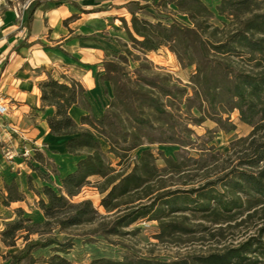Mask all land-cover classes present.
Wrapping results in <instances>:
<instances>
[{"label":"trees","instance_id":"16d2710c","mask_svg":"<svg viewBox=\"0 0 264 264\" xmlns=\"http://www.w3.org/2000/svg\"><path fill=\"white\" fill-rule=\"evenodd\" d=\"M130 4L135 5L129 7L130 23L121 20L133 47L142 53L168 47L183 67L195 66L190 82L179 86L170 74H155L126 42L120 53L102 62L101 80L111 85L112 98L98 112L87 102V89L79 80L47 74L39 88L44 105L52 108L47 116L50 132L66 137L67 153L76 160L58 186L39 173L45 181L36 189L42 222L25 216L22 207L15 210L22 218L7 222L2 241L16 246L19 238L24 239L22 248L8 254L11 264H78L69 258L75 245L73 235H60L103 218L90 199L72 200L94 176L101 178L96 183L100 205L114 214L109 222H101L104 236L124 234L122 229L147 220L156 221V237L167 240L194 233L196 229L188 223L192 217L219 225L236 221L245 213L247 217L260 212L264 216V0H219L214 8L203 0L155 2L159 12L174 11L182 15L181 20L171 12L154 19L143 17L139 13L150 4L134 0L126 5ZM37 5L34 2L28 12V28ZM131 60L141 61L133 69L134 79L125 68ZM74 105L86 111L79 121L70 114ZM182 106L199 112L190 118L197 125L209 119L230 132L236 129L231 119L236 111L239 119L252 127L241 141L237 162L220 176L193 186H187L188 180H172L176 174L184 175L188 169L185 161L160 151L165 162L160 168L154 151L145 146L164 141L184 149L187 144L180 141L175 125L159 140L151 131L155 121L167 124L175 120ZM103 142L119 168L106 158ZM32 147L33 153L26 159L42 161L39 148ZM31 178L29 175V189ZM5 189V205L25 200V192L13 176L7 177ZM223 229L219 226L217 233L222 234ZM32 234L38 237L32 238ZM43 249L49 254L38 256L36 252ZM259 259H264V224L237 245L205 255L161 259L125 253L120 258H95L91 263L260 264Z\"/></svg>","mask_w":264,"mask_h":264},{"label":"rangeland","instance_id":"374dc122","mask_svg":"<svg viewBox=\"0 0 264 264\" xmlns=\"http://www.w3.org/2000/svg\"><path fill=\"white\" fill-rule=\"evenodd\" d=\"M7 4L13 5L15 1L19 2H31V0H5ZM159 0H139V2L150 4L146 9L139 13L140 16L154 19V17L174 14L178 19H182V15L174 11H162L159 12L155 7V2ZM212 8L214 4L219 0H204ZM89 3H99L98 0H89ZM111 6H115L117 3H109ZM173 8L172 5H169ZM133 9L135 5H132ZM121 12V11H119ZM117 16V14H116ZM128 22L130 23L131 16L127 14ZM223 19V18H222ZM120 28L119 34L123 37V40H118L114 44L115 49H112L118 54L122 51V45L124 42L128 44L135 52L142 57L141 61L147 62L151 65L152 71L155 74L164 76L170 74L174 83L179 86L186 85L190 82L191 73L195 71V66L183 67L178 61L176 55L169 50L168 47L163 46L157 51H151L142 53L133 47L129 40L126 30L122 21L118 22ZM26 31V30H25ZM117 33V34H118ZM146 59V60H145ZM141 61L131 60L125 64L126 72L129 73L132 79L135 78L133 72L134 67ZM63 67V65H61ZM55 75L62 73L61 69H55ZM99 88L88 93V101L93 109L98 112L102 110L110 102L112 98V87L108 82H102L99 72H94ZM191 93V90H190ZM7 99H4L6 102ZM199 116V112L189 110L185 106L176 111L175 120L169 121L167 124L155 121V127L151 129L153 134L156 135L158 140L162 137L165 138L171 132L170 125H175V132L179 136L180 141L184 144V149L177 144L171 142H156L152 144H145L146 147L151 148L156 156V164L158 167H164L165 162L162 158L160 151L166 156H172L176 159L183 160L188 164V169L184 172V175H174L173 179L177 182H183L188 180L190 182L187 186H193L205 180L216 178L228 170L234 163L237 162V156L240 154L239 150L242 147L241 141L246 138L252 127L239 119L238 113L235 111L231 114V119L236 125V129L227 132L221 129L214 121L206 120L200 125L194 124L190 118ZM3 117H0V120ZM80 118L78 119V121ZM166 122V120H165ZM8 130L10 134L16 135L13 131L14 126ZM13 128V129H12ZM185 128H189L186 132ZM18 130V129H17ZM181 130V131H180ZM20 132V130H18ZM66 137H57L55 140H48L41 143L39 146V152L44 156V159L40 162L35 161L33 158L26 159L23 156L20 158L25 159L30 169L29 173L32 178L30 182L31 191L28 192L29 203L25 216H31L34 221H43V217L38 209L37 201L38 193L36 189H39L45 181L42 180L40 172L49 176L46 180H51L54 186L60 184V177L73 168L72 163L75 162L76 157L68 156L65 152L64 143ZM27 143L30 141H26ZM25 143V142H23ZM9 142H0V154L10 153L8 149ZM24 145V144H23ZM32 145V144H31ZM34 146V145H32ZM108 144L102 143L101 149L105 153L106 158L112 162V165L117 166V160L108 151ZM182 150V151H180ZM135 150L133 153H136ZM20 154V153H19ZM74 159V161H72ZM193 158V159H192ZM197 159L198 162L195 160ZM127 159L126 162H128ZM30 164H33L31 166ZM119 168V167H118ZM44 175H42L43 177ZM184 176V177H182ZM45 177V176H44ZM26 180V176L24 177ZM101 180L100 177L94 176L91 178V182L84 187L81 191L73 197V201L78 202L84 199H90L94 206L98 209L103 218L98 219L94 223L85 224L82 226L69 229L66 233L60 235L61 238L67 236V234L73 235L74 247L69 254V258L78 264H92V260L100 257H112L120 258L125 253H133L141 256H152L161 259H174L190 255H205L214 251H221L225 247L231 245H237L239 242L246 240L253 234H256L257 228L264 224L263 213L260 212L253 217H247L246 213L240 216L236 221L223 224H213L211 222L200 219L199 216L192 217L188 222L190 226L196 229L194 233L181 234L176 238L160 240L156 237L159 232L158 223L156 221L141 220L133 223L131 226L126 227L123 230L124 234H108L104 236L100 231L101 222H109L114 218V214L108 213L104 207L100 206L101 194L96 187V183ZM29 184V182H28ZM18 207L9 211L13 217L8 222L18 221L19 215L15 212ZM223 226L222 234L217 233V228ZM203 227H207L204 229ZM32 238L38 237V234H32ZM24 242L22 238L20 244ZM36 254L48 255L47 249L38 250ZM260 264H264V259H259Z\"/></svg>","mask_w":264,"mask_h":264},{"label":"crops","instance_id":"0c3cea01","mask_svg":"<svg viewBox=\"0 0 264 264\" xmlns=\"http://www.w3.org/2000/svg\"><path fill=\"white\" fill-rule=\"evenodd\" d=\"M129 1L134 0H98L96 4L89 0H31L29 4L15 1L13 5L0 0V94L10 102L8 114L0 120V142H9L12 155L0 154V264H11L8 254L24 246V242L20 244L22 238L16 246H7L1 235L13 217L9 211L14 207L27 210L29 203L30 169L19 153L25 144L39 148L37 145L44 141L64 137L50 132L47 116L52 108L44 105L39 83L48 73L55 75L53 71L58 68L60 74L79 80L88 93L97 90L94 72L100 76L104 73L102 62L114 55L117 39L124 41L118 33V22L122 18L128 22L126 17L131 16L129 7L133 5L127 6ZM34 2L38 5L28 28L26 19ZM115 2V6L109 4ZM85 113L79 106L70 108L77 121ZM13 126L18 133L15 136L8 132ZM64 148L67 153L66 143ZM8 176H13L25 192V200L3 203ZM34 199L38 201L36 196Z\"/></svg>","mask_w":264,"mask_h":264},{"label":"built area","instance_id":"2783aa9c","mask_svg":"<svg viewBox=\"0 0 264 264\" xmlns=\"http://www.w3.org/2000/svg\"><path fill=\"white\" fill-rule=\"evenodd\" d=\"M5 97L0 94V117H4L9 112V101L7 100L4 102ZM1 124V123H0ZM3 128L5 129V126L2 123ZM13 129V128H12ZM13 131L16 132V129H13ZM33 153V147L31 145L25 144L22 148V151L20 152V155L29 158L31 154ZM8 157H12L11 153L7 154Z\"/></svg>","mask_w":264,"mask_h":264}]
</instances>
